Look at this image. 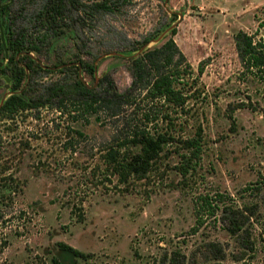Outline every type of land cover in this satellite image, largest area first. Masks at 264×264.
<instances>
[{
	"label": "rangeland",
	"instance_id": "1",
	"mask_svg": "<svg viewBox=\"0 0 264 264\" xmlns=\"http://www.w3.org/2000/svg\"><path fill=\"white\" fill-rule=\"evenodd\" d=\"M79 1L70 7L63 32L48 35L33 53L56 71L37 73L34 84L72 80L74 69L61 73L56 66L84 61L96 66L95 76L82 68L88 84L108 73L124 91L133 81L132 57L161 46L177 27L174 39L194 74L183 85L191 92L189 112L170 108L175 124L168 123L184 137L202 129V151L186 180L176 168L182 156L174 143L150 178L121 183L101 152L124 133L118 122H73L46 107L0 119V171L5 165L3 175L19 185L0 211V264H53L58 242L89 253L80 264H168L165 254L172 249L198 251L197 263L205 264L211 241L227 249L224 264H242L234 262L237 244L222 224L206 218L197 228L195 207L217 192L240 199L241 189L263 179L264 81L244 74L235 35L245 31L264 39V0H112V10L101 11L91 5L102 0ZM43 3L13 0L9 19L15 33H44L35 18ZM6 29L2 20L0 40L6 41ZM202 61L205 71L197 82ZM5 63L0 56L1 102L12 94ZM152 106L145 103V109ZM242 195L260 204V220L249 226L255 251L243 264H264V188Z\"/></svg>",
	"mask_w": 264,
	"mask_h": 264
},
{
	"label": "trees",
	"instance_id": "2",
	"mask_svg": "<svg viewBox=\"0 0 264 264\" xmlns=\"http://www.w3.org/2000/svg\"><path fill=\"white\" fill-rule=\"evenodd\" d=\"M126 1V0H123ZM130 1V0H127ZM79 0H44L37 11L36 20L41 23L42 35H31L25 31L15 33L10 12L13 0H0V22L6 26L7 39L0 40V56L6 62L3 69L9 74L12 94L3 102L0 100V119L14 120L19 113L41 108H52L61 114L69 116L73 122L87 121L95 117L97 121L107 118L118 122L124 133L106 146L103 152V163L112 175L118 177L121 183H129L132 178L148 179L157 170L161 156L170 144H180L182 159L176 167L186 180L192 170L193 159L202 151V129L193 136L184 137L174 133L170 124L169 109L178 114L189 112L188 106L191 92L183 85L187 76L194 74L188 63L187 56L179 48L174 39L177 27L172 29V37L161 46L148 49L132 57L130 70L133 81L124 91H120L110 74H104L99 83L90 85L81 77L77 65L56 66L57 71L64 73L75 70L72 80L55 81L52 83L34 84L37 73L56 72L52 67L45 66L33 53L40 52V46L48 35L61 34L63 21L73 7H79ZM112 0H102L91 5L92 10H112ZM147 37L143 43H149ZM235 44L245 75L249 74L257 81H264V39H256L255 35L245 31H238ZM2 64V62H1ZM205 61L198 67L197 82L204 73ZM82 68L95 76L96 66L92 62L82 61ZM142 99V100H140ZM142 103L144 105L142 106ZM145 103L153 105L150 110L145 109ZM167 107L166 111L155 110L158 105ZM234 108H230L229 118L233 125ZM170 124H169V123ZM166 123L165 128L159 129L160 124ZM79 132V131H78ZM81 134V132H80ZM83 135V134H81ZM7 167L0 171V211L7 199L17 193L13 176H4ZM264 188V176L253 187L241 189L242 198L232 195L215 193L203 198L197 203L196 226L205 224L206 218H214L217 223L233 237L237 250L232 254L236 263L246 262L247 255L255 251L256 240L249 226L259 222L258 212L260 204L249 202L242 195ZM246 196V195H245ZM0 218L1 215H0ZM205 264H224L228 257L227 249L218 242L211 241L205 248ZM198 251L187 255L182 249H172L165 254L168 264H198ZM89 253H85L65 242H58L53 264H80L81 260H88Z\"/></svg>",
	"mask_w": 264,
	"mask_h": 264
},
{
	"label": "water",
	"instance_id": "3",
	"mask_svg": "<svg viewBox=\"0 0 264 264\" xmlns=\"http://www.w3.org/2000/svg\"><path fill=\"white\" fill-rule=\"evenodd\" d=\"M67 65H77V66H79L80 67V69H79L80 77L84 80V78H83V76L81 74V72H82V63L81 62H73V63H69V64H64V65H61V67H64V66H67Z\"/></svg>",
	"mask_w": 264,
	"mask_h": 264
}]
</instances>
